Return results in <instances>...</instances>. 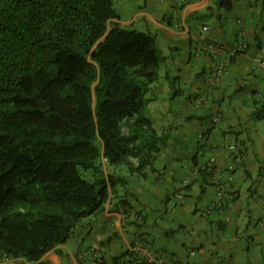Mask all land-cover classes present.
I'll return each instance as SVG.
<instances>
[{"label":"trees","instance_id":"16d2710c","mask_svg":"<svg viewBox=\"0 0 264 264\" xmlns=\"http://www.w3.org/2000/svg\"><path fill=\"white\" fill-rule=\"evenodd\" d=\"M118 20L114 0H0L3 255L38 262L120 188L127 205L108 167L146 176L166 146L146 113L166 57L155 33Z\"/></svg>","mask_w":264,"mask_h":264},{"label":"crops","instance_id":"0c3cea01","mask_svg":"<svg viewBox=\"0 0 264 264\" xmlns=\"http://www.w3.org/2000/svg\"><path fill=\"white\" fill-rule=\"evenodd\" d=\"M216 2L114 0L117 22L155 33L166 57L146 109L156 130L168 135L166 146L146 176L108 167L126 176L127 205L120 188L40 261L0 253V264H80L79 252L88 248L100 250L106 264H125L138 242L180 264H264V114L254 115L264 107V0H231L221 10ZM241 32L247 49L231 58ZM210 43L217 48L207 49ZM220 62L226 70L214 78ZM232 145L242 155L236 165ZM218 185L234 198L212 210ZM180 191L182 201L175 198Z\"/></svg>","mask_w":264,"mask_h":264},{"label":"built area","instance_id":"2783aa9c","mask_svg":"<svg viewBox=\"0 0 264 264\" xmlns=\"http://www.w3.org/2000/svg\"><path fill=\"white\" fill-rule=\"evenodd\" d=\"M175 1H176L177 6L184 5V3L186 2V0H175ZM203 30L207 31L208 27L205 26ZM244 37H245L244 33L241 32L239 45L237 46V48L232 54L236 55L238 51L242 52L247 49V44L244 40ZM206 48L209 49L210 51H213L217 48V46L215 45V43H210L209 45L206 46ZM259 64L262 67H264V60L260 59ZM226 67H227L226 62H220L215 68V70L213 71L212 76L214 78L220 77L225 72ZM214 120L215 122H220L222 120V115L221 114L216 115ZM230 150L234 154L232 156L233 157L232 163L234 165L239 164V162L242 160V155L238 153V147L236 145H232L230 146ZM215 164H216V158L212 157L207 163V165L205 166V169H207V171L209 172H212ZM184 188L185 187L182 186L181 189L183 190ZM175 198L177 200L182 201L184 199L183 192L182 191L176 192ZM233 198L234 196L232 194L227 193L221 186L218 185L216 189V198L212 204L211 209L212 210L214 209L222 210L223 207L227 203L233 200ZM191 253L192 255H194V252H191ZM168 256L169 255L162 253V252L154 256L151 252L149 245L143 242H138L137 245L132 247L125 255V258L127 259L125 264H180V261L178 258L172 255L169 257ZM79 262L80 264H106L103 253L100 250H97L95 248H88L87 250L80 251L79 252ZM113 264H117V263H113Z\"/></svg>","mask_w":264,"mask_h":264}]
</instances>
